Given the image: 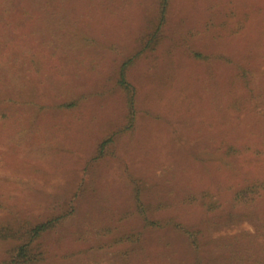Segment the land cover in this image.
Masks as SVG:
<instances>
[{
  "label": "rangeland",
  "instance_id": "374dc122",
  "mask_svg": "<svg viewBox=\"0 0 264 264\" xmlns=\"http://www.w3.org/2000/svg\"><path fill=\"white\" fill-rule=\"evenodd\" d=\"M158 2L0 0V262L264 264V0Z\"/></svg>",
  "mask_w": 264,
  "mask_h": 264
},
{
  "label": "trees",
  "instance_id": "16d2710c",
  "mask_svg": "<svg viewBox=\"0 0 264 264\" xmlns=\"http://www.w3.org/2000/svg\"><path fill=\"white\" fill-rule=\"evenodd\" d=\"M170 0H159V20L160 23L158 24V27L162 25V23L165 22L166 15L168 12V6H169ZM159 29L157 28L156 31L151 35V37L148 39L146 44L144 45V49L133 55L132 57L128 58L125 62H123L118 71V78L117 83L118 85L125 91L126 94V102L129 106L132 114L135 113V106H136V92L134 86L129 82L127 78V72L129 67L134 63L135 58L141 54L145 49H149L151 46H149V43L156 39L158 35L157 32ZM156 42V41H155ZM152 45V44H151ZM147 47V48H146ZM195 56L198 58H208L210 56L203 55L199 52L195 53ZM131 116L132 119L134 116ZM252 187L246 189L245 191H248V193L251 194H257L260 190H263L264 183H255L251 185ZM59 217L51 218L43 223L37 224L33 227H28L23 232V238L24 241L18 245V247L15 250V254L10 257L8 260L1 261L0 264H40L42 261L41 252L39 249L35 250V241H37L43 233H45L47 230L52 229L56 223L57 220H59ZM184 231V230H183ZM179 232H182V229L179 230ZM183 235L186 233L182 232ZM181 233V234H182ZM187 235V234H186Z\"/></svg>",
  "mask_w": 264,
  "mask_h": 264
}]
</instances>
